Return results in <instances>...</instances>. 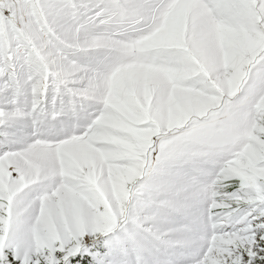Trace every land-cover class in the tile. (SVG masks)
Wrapping results in <instances>:
<instances>
[{
  "label": "snow or ice",
  "instance_id": "1",
  "mask_svg": "<svg viewBox=\"0 0 264 264\" xmlns=\"http://www.w3.org/2000/svg\"><path fill=\"white\" fill-rule=\"evenodd\" d=\"M0 264H264V0H0Z\"/></svg>",
  "mask_w": 264,
  "mask_h": 264
}]
</instances>
